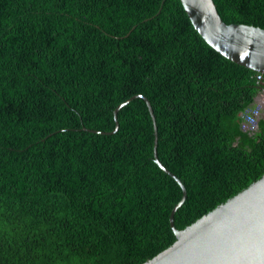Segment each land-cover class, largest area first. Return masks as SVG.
<instances>
[{"label": "trees", "instance_id": "1", "mask_svg": "<svg viewBox=\"0 0 264 264\" xmlns=\"http://www.w3.org/2000/svg\"><path fill=\"white\" fill-rule=\"evenodd\" d=\"M264 28V0H214ZM262 79V83L260 82ZM264 73L181 0H0V264H143L264 175ZM94 130H98L95 132ZM105 131L106 133H102ZM114 131V132H113Z\"/></svg>", "mask_w": 264, "mask_h": 264}, {"label": "water", "instance_id": "2", "mask_svg": "<svg viewBox=\"0 0 264 264\" xmlns=\"http://www.w3.org/2000/svg\"><path fill=\"white\" fill-rule=\"evenodd\" d=\"M181 2L195 29L212 47L236 63L264 73V28L226 23L214 0ZM138 97L147 102L155 124V160L183 189V197L170 216L177 240L143 264H264V175L186 228L179 229L175 213L186 200L187 189L159 158L158 126L149 98L136 94L121 103L115 109L114 131L119 127V109Z\"/></svg>", "mask_w": 264, "mask_h": 264}, {"label": "rangeland", "instance_id": "3", "mask_svg": "<svg viewBox=\"0 0 264 264\" xmlns=\"http://www.w3.org/2000/svg\"><path fill=\"white\" fill-rule=\"evenodd\" d=\"M261 73V72H259ZM259 83H262V79ZM263 87V86H262ZM259 111L260 114L262 113L263 117H264V90L261 89V91L259 92L258 96L255 99V102L252 106L245 108L241 113L240 116L242 117L244 122V117L243 115H248L250 112H256ZM259 125V123H258Z\"/></svg>", "mask_w": 264, "mask_h": 264}, {"label": "built area", "instance_id": "4", "mask_svg": "<svg viewBox=\"0 0 264 264\" xmlns=\"http://www.w3.org/2000/svg\"><path fill=\"white\" fill-rule=\"evenodd\" d=\"M243 117H244V122L241 124L242 129L255 132L258 128V123L261 118L260 112L259 111L250 112L248 115H243Z\"/></svg>", "mask_w": 264, "mask_h": 264}, {"label": "clouds", "instance_id": "5", "mask_svg": "<svg viewBox=\"0 0 264 264\" xmlns=\"http://www.w3.org/2000/svg\"><path fill=\"white\" fill-rule=\"evenodd\" d=\"M261 118H264L263 115H262V113H261ZM261 118H260V119H261ZM259 121H260V120H259ZM258 127H259V125H258ZM257 130H258V128H257ZM257 130H256V131H257ZM256 131H255V132H256Z\"/></svg>", "mask_w": 264, "mask_h": 264}]
</instances>
